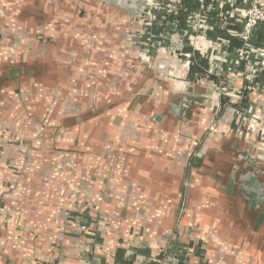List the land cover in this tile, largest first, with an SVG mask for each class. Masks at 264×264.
Masks as SVG:
<instances>
[{
    "label": "crops",
    "instance_id": "obj_1",
    "mask_svg": "<svg viewBox=\"0 0 264 264\" xmlns=\"http://www.w3.org/2000/svg\"><path fill=\"white\" fill-rule=\"evenodd\" d=\"M141 3L0 0V264H264V96L219 110Z\"/></svg>",
    "mask_w": 264,
    "mask_h": 264
},
{
    "label": "built area",
    "instance_id": "obj_2",
    "mask_svg": "<svg viewBox=\"0 0 264 264\" xmlns=\"http://www.w3.org/2000/svg\"><path fill=\"white\" fill-rule=\"evenodd\" d=\"M189 1L197 3L198 9L188 12L185 0H144L140 15L150 38L147 45L168 49L187 74L196 53L207 59V77L198 82L210 80L216 84L219 110L223 108V97H227L225 84L230 79H243L246 83L245 91L238 94L247 91L264 96V81H260L264 70V0ZM181 12H187L183 28H179ZM148 24L159 28V32L154 34ZM218 25L219 30L236 39L237 45L229 39L210 36ZM185 47L191 51H185ZM230 102L235 101L230 99Z\"/></svg>",
    "mask_w": 264,
    "mask_h": 264
},
{
    "label": "trees",
    "instance_id": "obj_3",
    "mask_svg": "<svg viewBox=\"0 0 264 264\" xmlns=\"http://www.w3.org/2000/svg\"><path fill=\"white\" fill-rule=\"evenodd\" d=\"M185 8L187 7L188 12H192L198 9V5L195 2H191L189 0H185ZM187 17V12L180 13V26L179 28H183L185 26V18ZM215 33H210L211 37L214 38H222L229 39L233 45H237V41L235 38H232L228 35V33L219 30V25L216 28ZM185 51H191L189 47H185ZM208 60L201 57L198 53L195 54L194 60H192V64L189 69L188 78L191 82H198L200 79H204L207 77L206 70L208 68ZM260 81H264V70L260 73ZM247 93V91H246ZM115 264H133L126 258V251L123 249L118 250L116 254ZM144 264H159V261H151Z\"/></svg>",
    "mask_w": 264,
    "mask_h": 264
},
{
    "label": "flooded vegetation",
    "instance_id": "obj_4",
    "mask_svg": "<svg viewBox=\"0 0 264 264\" xmlns=\"http://www.w3.org/2000/svg\"><path fill=\"white\" fill-rule=\"evenodd\" d=\"M142 1V0H141ZM141 5H142V3H141ZM142 7V6H141ZM136 21L138 22V19H139V17H140V11L138 10L137 11V13H136ZM251 171H253V172H251L250 173V177H252L253 175L255 176V179L253 180L254 182H253V185L251 186V189H253V191L250 193V199H251V207L252 208H257V209H259L260 211H258V212H260L261 213V211L263 210V208H264V199L261 197V196H264V193H263V190H264V179H262L261 177H260V175H259V172L257 171V170H251ZM256 182L258 183L256 186H258L257 188H258V190H256L255 189V187H254V185L256 184ZM188 189H191V183H190V185H189V188ZM263 189V190H262ZM253 193H256L257 194V201L254 203V201L252 200V198H251V195L253 194ZM260 213L258 214V217H259V215H260ZM258 219V218H257ZM256 219V220H257ZM255 223H256V221H255ZM264 224V222L262 223V225ZM261 225V226H262ZM260 226V227H261Z\"/></svg>",
    "mask_w": 264,
    "mask_h": 264
},
{
    "label": "water",
    "instance_id": "obj_5",
    "mask_svg": "<svg viewBox=\"0 0 264 264\" xmlns=\"http://www.w3.org/2000/svg\"><path fill=\"white\" fill-rule=\"evenodd\" d=\"M196 163H197L198 165H200V163H201V159H200V158H197V159H196ZM251 198H252V200H253L254 203H255V202L257 201V194H256V193H253V194L251 195ZM263 222H264V208H263V210L261 211V213H260L258 219L256 220V223H255V225H254V231L257 232V231L260 229V226L262 225Z\"/></svg>",
    "mask_w": 264,
    "mask_h": 264
},
{
    "label": "rangeland",
    "instance_id": "obj_6",
    "mask_svg": "<svg viewBox=\"0 0 264 264\" xmlns=\"http://www.w3.org/2000/svg\"><path fill=\"white\" fill-rule=\"evenodd\" d=\"M213 127V126H212Z\"/></svg>",
    "mask_w": 264,
    "mask_h": 264
}]
</instances>
